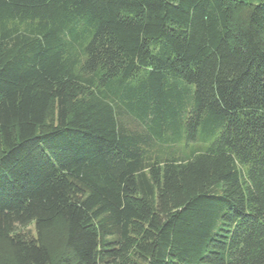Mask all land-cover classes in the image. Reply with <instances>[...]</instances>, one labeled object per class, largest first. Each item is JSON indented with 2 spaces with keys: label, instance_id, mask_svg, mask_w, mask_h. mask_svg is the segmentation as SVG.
<instances>
[{
  "label": "trees",
  "instance_id": "trees-1",
  "mask_svg": "<svg viewBox=\"0 0 264 264\" xmlns=\"http://www.w3.org/2000/svg\"><path fill=\"white\" fill-rule=\"evenodd\" d=\"M133 228L129 264H264V0H0L11 264H113Z\"/></svg>",
  "mask_w": 264,
  "mask_h": 264
},
{
  "label": "rangeland",
  "instance_id": "rangeland-1",
  "mask_svg": "<svg viewBox=\"0 0 264 264\" xmlns=\"http://www.w3.org/2000/svg\"><path fill=\"white\" fill-rule=\"evenodd\" d=\"M55 104L51 102L47 113H46V125L50 126L55 123ZM47 127V126H46ZM17 230H23L29 232L31 235L38 237V233L35 231L33 223H29L24 226H18ZM140 229L133 228V240L134 242L138 241L139 247L135 246L130 249L129 256L126 259L118 258L113 264H129L132 261L136 260L140 257L141 253H145L143 250L142 245V236L140 233ZM39 239H41L49 248L52 260L55 261L56 258L62 253L63 249L65 248V225L61 219H57L52 227L49 229L43 230L40 235ZM10 249L8 242L5 238L0 237V264H11L10 260Z\"/></svg>",
  "mask_w": 264,
  "mask_h": 264
}]
</instances>
